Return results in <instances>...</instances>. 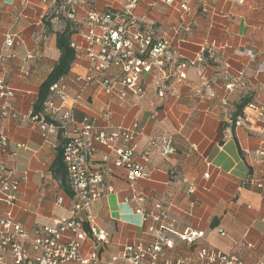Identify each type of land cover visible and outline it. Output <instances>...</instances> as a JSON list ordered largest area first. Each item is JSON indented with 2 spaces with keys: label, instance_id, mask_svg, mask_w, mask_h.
Instances as JSON below:
<instances>
[{
  "label": "crops",
  "instance_id": "1",
  "mask_svg": "<svg viewBox=\"0 0 264 264\" xmlns=\"http://www.w3.org/2000/svg\"><path fill=\"white\" fill-rule=\"evenodd\" d=\"M80 1L84 5L77 6L74 24L84 32L83 20L90 9L118 12L130 0ZM181 1L190 2L191 14L179 8ZM134 14L156 26L157 38L174 37L189 86H182L179 97L158 106L148 100L112 102L90 86L74 104L72 98L82 87L76 75L86 73L88 61L75 60L65 77L69 99L64 110L77 120L88 117L95 128L107 130L138 123L139 153L152 137L164 133L174 137V153L151 155L145 165L148 179L137 183L147 203L129 201L130 184L123 171L107 176L114 193L91 208L98 226L109 235L101 249L103 258L119 255L128 244L149 242L151 235L136 211L141 207L148 210L156 203L166 207L171 202L168 221L179 230L204 232L200 245L237 254L246 264L264 259V187L251 183L264 182V156L258 153L264 151V119L251 114L242 126L233 124L245 105L264 98V0H176L173 5L140 0ZM52 17L51 8L37 0L25 5L23 0H0V78L14 92L10 110L17 115L0 119V132L9 139L4 161L20 180L14 214L30 233L53 225L56 218L68 215L70 208V195L53 170L61 141L44 139L29 117L39 100L40 87L60 58L57 33L67 21L56 24ZM185 24H191V31L180 30ZM9 37H14L15 46H6ZM72 41L84 45L78 31ZM249 51L253 57L247 55ZM239 72L244 73L247 89L226 92L223 75L234 79ZM202 75L211 88L200 89ZM71 131L68 127L67 132ZM181 179L186 181L184 185L178 183ZM190 187L193 193L188 192ZM61 196L65 202L59 206ZM176 246L175 252L186 251L179 241Z\"/></svg>",
  "mask_w": 264,
  "mask_h": 264
},
{
  "label": "built area",
  "instance_id": "2",
  "mask_svg": "<svg viewBox=\"0 0 264 264\" xmlns=\"http://www.w3.org/2000/svg\"><path fill=\"white\" fill-rule=\"evenodd\" d=\"M28 1L23 0V4ZM37 1L51 8L52 22L56 24L63 20L74 22L77 6L84 5L80 0ZM156 1L166 5L176 3V0ZM139 3L140 0H130L125 9L118 12L90 9L83 20L85 31L81 32L76 27L82 34L84 45L72 41V48L76 51V60L84 58L88 66L84 75H76V82L82 87L72 98L74 104L82 99V91L90 86L98 88L112 102L148 100L152 106H158L168 98L179 97L182 86H189L183 56L174 44V37L157 38L156 26L134 14ZM178 5L184 14L193 12L189 1H181ZM191 29V24L180 28L187 32ZM5 43L7 47H13L16 41L14 37H9ZM247 55L253 57L251 51ZM223 77L226 92L247 89L243 72H239L234 79L227 75ZM201 79L200 89L212 87L204 75ZM64 80L65 77L50 87L42 111L34 113L31 110L29 117L44 139L58 141L62 137L65 140L62 147L71 191L69 213L56 218L53 225L31 233L17 220L14 210L20 180L14 169L4 161L9 139L0 132V264H246L237 254L200 245L204 232L190 228L179 230L174 222H169L171 202L166 207L156 203L148 210L141 207L136 211L151 235L149 242L128 244L119 255L103 258L101 249L107 245L109 235L98 226L91 208L104 196L114 193L107 176L123 171L130 184L129 201L147 203L148 198L138 190L137 183L148 179L145 165L151 155L169 156L174 153V137L171 133L152 137L139 153L138 123L130 127L119 125L112 130L99 129L88 117L77 120L71 111L64 110L69 99ZM200 89L196 91L198 94ZM13 98L14 92L0 78V100L3 101L0 119L17 117L10 110ZM251 114L264 119V98L245 105L233 124L242 126L250 121ZM68 127H72L70 133L67 132ZM258 153L264 156L263 150ZM185 182L183 179L178 181L180 185ZM251 183L260 189L264 187L263 181ZM193 191L191 187L188 190L190 193ZM64 202L62 196L57 199L59 206ZM219 234L225 236L223 230ZM177 241L186 251L179 249L180 252H175ZM87 244L88 249L85 250ZM253 264H264V259Z\"/></svg>",
  "mask_w": 264,
  "mask_h": 264
},
{
  "label": "trees",
  "instance_id": "3",
  "mask_svg": "<svg viewBox=\"0 0 264 264\" xmlns=\"http://www.w3.org/2000/svg\"><path fill=\"white\" fill-rule=\"evenodd\" d=\"M76 31V25L74 22L67 21L64 29L57 33L56 46L60 51V58L46 81L40 87L39 100L34 107V113L42 111L43 105L50 93V87L59 79L66 77L70 73L71 67L76 60V51L72 48V36L76 33ZM60 141L61 147L58 149V155L54 163L53 170L55 171L56 176L61 178L65 192L71 195L70 189L66 186L67 171L64 165V150L62 147L65 140L60 137Z\"/></svg>",
  "mask_w": 264,
  "mask_h": 264
}]
</instances>
